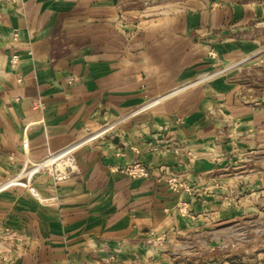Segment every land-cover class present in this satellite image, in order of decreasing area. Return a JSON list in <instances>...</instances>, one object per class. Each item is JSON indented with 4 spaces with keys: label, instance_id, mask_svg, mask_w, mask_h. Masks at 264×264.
<instances>
[{
    "label": "crops",
    "instance_id": "obj_1",
    "mask_svg": "<svg viewBox=\"0 0 264 264\" xmlns=\"http://www.w3.org/2000/svg\"><path fill=\"white\" fill-rule=\"evenodd\" d=\"M262 63L264 0H0V264H264Z\"/></svg>",
    "mask_w": 264,
    "mask_h": 264
},
{
    "label": "built area",
    "instance_id": "obj_2",
    "mask_svg": "<svg viewBox=\"0 0 264 264\" xmlns=\"http://www.w3.org/2000/svg\"><path fill=\"white\" fill-rule=\"evenodd\" d=\"M14 1V0H10ZM17 57H13L10 61L12 66H15L17 63ZM69 84L73 83L72 79L68 80ZM112 130V126L105 125L100 129L89 132L85 136L81 137L78 140L70 143L66 147L50 153L48 156L39 161H30L27 160L23 169L17 174L11 182L22 183L24 182L35 197H39L35 188L32 186L31 181L32 178L37 174H46L50 176L54 182L60 183L68 178H70L73 174H75L77 169V152L85 146H89L96 142L98 139L108 134ZM24 145L27 146V141H24ZM128 174L132 178H147L150 176L149 170L141 165L135 164L132 167L127 169ZM160 182V180H158ZM168 184L170 188L174 191H181L185 189V184L183 182H179L176 178L170 177L168 179ZM152 240L155 238L154 232H151Z\"/></svg>",
    "mask_w": 264,
    "mask_h": 264
},
{
    "label": "rangeland",
    "instance_id": "obj_3",
    "mask_svg": "<svg viewBox=\"0 0 264 264\" xmlns=\"http://www.w3.org/2000/svg\"><path fill=\"white\" fill-rule=\"evenodd\" d=\"M262 64L264 65V63ZM247 74L248 75L246 79L248 81L260 80L264 85V67L258 68L256 66H252ZM233 234L236 238L234 244L235 249L239 250L240 248H242L244 244L243 241L245 240V238L249 236L259 237L260 235H264V224L261 225L258 221V217L253 216L250 220L245 222V224L243 222H237L235 224V229ZM189 246H191L190 248L192 250L197 251L198 249L197 247H195V245H189ZM180 252H182V250ZM209 260H210L209 258H201L198 259L197 261L199 262V264H201L203 262H208Z\"/></svg>",
    "mask_w": 264,
    "mask_h": 264
}]
</instances>
